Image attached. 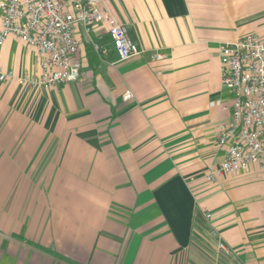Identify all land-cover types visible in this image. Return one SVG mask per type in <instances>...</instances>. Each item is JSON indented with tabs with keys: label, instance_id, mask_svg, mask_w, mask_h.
Returning a JSON list of instances; mask_svg holds the SVG:
<instances>
[{
	"label": "crops",
	"instance_id": "1",
	"mask_svg": "<svg viewBox=\"0 0 264 264\" xmlns=\"http://www.w3.org/2000/svg\"><path fill=\"white\" fill-rule=\"evenodd\" d=\"M109 5L140 53L118 60L107 22L92 30L106 54L78 32L76 81L22 84L41 56L15 36L1 50L0 264H264V169L206 178L233 113L220 47L264 37V0Z\"/></svg>",
	"mask_w": 264,
	"mask_h": 264
},
{
	"label": "built area",
	"instance_id": "2",
	"mask_svg": "<svg viewBox=\"0 0 264 264\" xmlns=\"http://www.w3.org/2000/svg\"><path fill=\"white\" fill-rule=\"evenodd\" d=\"M0 53L6 40L15 36L34 47L41 56V74L24 77L22 84L54 86L80 78L82 62L78 57L83 32L102 54L108 46L92 36L94 26L107 22L111 46L118 60L140 53L127 26L114 15L109 0H0ZM221 85L233 95V113L218 128V143L227 148L224 161L206 173L216 176L245 171L252 164L264 169V37L249 33L236 40H226L220 47ZM12 71L0 65V82L14 78ZM126 98L132 97L130 91ZM207 239L213 241L220 255L230 249L220 232L211 224L212 214L203 212Z\"/></svg>",
	"mask_w": 264,
	"mask_h": 264
},
{
	"label": "trees",
	"instance_id": "3",
	"mask_svg": "<svg viewBox=\"0 0 264 264\" xmlns=\"http://www.w3.org/2000/svg\"><path fill=\"white\" fill-rule=\"evenodd\" d=\"M111 49L115 51V49H114L113 47H111ZM115 52H116V51H115Z\"/></svg>",
	"mask_w": 264,
	"mask_h": 264
}]
</instances>
